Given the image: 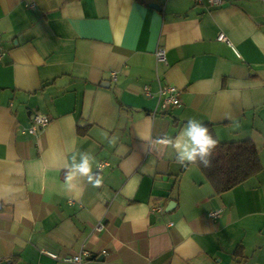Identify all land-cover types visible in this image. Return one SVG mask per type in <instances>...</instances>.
<instances>
[{
    "label": "crops",
    "instance_id": "obj_1",
    "mask_svg": "<svg viewBox=\"0 0 264 264\" xmlns=\"http://www.w3.org/2000/svg\"><path fill=\"white\" fill-rule=\"evenodd\" d=\"M0 33V263L264 264V0H0ZM189 119L262 171L216 194L159 143ZM79 153L101 186L69 190Z\"/></svg>",
    "mask_w": 264,
    "mask_h": 264
},
{
    "label": "trees",
    "instance_id": "obj_2",
    "mask_svg": "<svg viewBox=\"0 0 264 264\" xmlns=\"http://www.w3.org/2000/svg\"><path fill=\"white\" fill-rule=\"evenodd\" d=\"M203 125L218 140V144L208 158L210 167L200 164L199 158L195 164L211 183L216 194L231 190L262 171L260 152L253 140L221 141L215 135L213 123Z\"/></svg>",
    "mask_w": 264,
    "mask_h": 264
},
{
    "label": "clouds",
    "instance_id": "obj_3",
    "mask_svg": "<svg viewBox=\"0 0 264 264\" xmlns=\"http://www.w3.org/2000/svg\"><path fill=\"white\" fill-rule=\"evenodd\" d=\"M159 143L171 146L175 150L178 161L182 164L197 163L199 158L200 164L204 167H210L208 158L211 156L212 150L217 146L218 140L212 137L206 126L195 119H189L178 138L173 140L166 137L160 140ZM77 155H80L81 161L76 163V155H73V163L66 177L69 190L75 187L72 181L77 175L86 176L93 187L101 186V178L91 172L90 161L94 160V158L90 154L85 153Z\"/></svg>",
    "mask_w": 264,
    "mask_h": 264
},
{
    "label": "built area",
    "instance_id": "obj_4",
    "mask_svg": "<svg viewBox=\"0 0 264 264\" xmlns=\"http://www.w3.org/2000/svg\"><path fill=\"white\" fill-rule=\"evenodd\" d=\"M213 4L217 5L222 3L224 0H210ZM1 34V33H0ZM218 39L222 40V41H228V38L226 36L225 33L221 32L218 35ZM5 51L0 47V62L3 59ZM158 57L160 59H165V50L163 48H160L158 51ZM113 77L116 79L117 74L116 72H113ZM146 88V92L147 94H151V92L149 91L148 86L145 87ZM159 95L164 97L163 101L165 103V106H168L169 104H173V105H187L189 103V100H182L179 97V89L177 86L175 85H171V84H167L164 85L162 87H160L159 89ZM52 120L51 116L49 114L46 113H42V112H36L33 114L32 116V122L31 125L26 129L29 133L32 134H37L40 130H42L45 126H47L50 121ZM102 164H108V162H103ZM158 208H160V206H158ZM221 210H214V211H210L209 215L211 217H217L219 216ZM103 225H99L98 229H102ZM48 252V251H47ZM48 254H50L51 256L58 258L57 254L52 253V252H48ZM65 260H69V261H74L78 264L82 263V253L81 254H76L74 256H68L65 257Z\"/></svg>",
    "mask_w": 264,
    "mask_h": 264
},
{
    "label": "bare ground",
    "instance_id": "obj_5",
    "mask_svg": "<svg viewBox=\"0 0 264 264\" xmlns=\"http://www.w3.org/2000/svg\"><path fill=\"white\" fill-rule=\"evenodd\" d=\"M224 1H225V0H224ZM224 1H223V2H224ZM223 2H222V3H223ZM222 3H220V4H222ZM212 4H213V3H212ZM220 4H217V5H220ZM214 5H215V4H214ZM160 48H163V47H160ZM160 48H159V49H160ZM159 49H158V51H159ZM163 49H164V48H163ZM164 50H165V49H164ZM158 51H157V56H158ZM158 58H159V57H158ZM165 58H166V50H165ZM159 59H160V58H159ZM160 60H162V59H160ZM163 60H165V59H163Z\"/></svg>",
    "mask_w": 264,
    "mask_h": 264
},
{
    "label": "water",
    "instance_id": "obj_6",
    "mask_svg": "<svg viewBox=\"0 0 264 264\" xmlns=\"http://www.w3.org/2000/svg\"><path fill=\"white\" fill-rule=\"evenodd\" d=\"M0 264H7V261H4V262H2V263H0Z\"/></svg>",
    "mask_w": 264,
    "mask_h": 264
}]
</instances>
